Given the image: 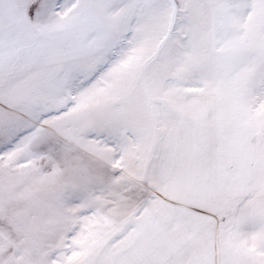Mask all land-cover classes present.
I'll return each mask as SVG.
<instances>
[{"label":"rangeland","instance_id":"1","mask_svg":"<svg viewBox=\"0 0 264 264\" xmlns=\"http://www.w3.org/2000/svg\"><path fill=\"white\" fill-rule=\"evenodd\" d=\"M213 1L224 0H169L172 40L162 57L160 42L141 36L90 61L66 102L40 116L57 137L30 123L12 130L16 116L0 112V264H256L251 222L264 246V216L252 219L246 199L218 200L214 242L179 210L192 202L174 197L178 148L201 147L205 136H193L192 125L209 131L208 42L200 33ZM178 15L186 37L196 33L182 55ZM161 192L169 200L162 207L149 201ZM152 208L163 210L158 225Z\"/></svg>","mask_w":264,"mask_h":264},{"label":"crops","instance_id":"2","mask_svg":"<svg viewBox=\"0 0 264 264\" xmlns=\"http://www.w3.org/2000/svg\"><path fill=\"white\" fill-rule=\"evenodd\" d=\"M171 5L169 0H0V112L16 116L12 130L30 123L40 136L57 137L50 122L39 121L43 112L66 102V90L88 72L90 61L115 54L138 37L159 41L164 56L172 40L167 37ZM176 18L182 55L191 40L195 45L196 27L186 37L184 19ZM209 18L205 28L200 25L208 42V66L202 70L211 90L209 131L197 133L192 125L193 136H205L201 147L178 148L174 197L182 206L192 202L179 210L198 218L190 228L210 233L215 242L218 200L246 199L252 219L264 216V4L213 1ZM149 201L161 207L169 202L162 192ZM159 211L163 216V210L148 209L157 225ZM257 230L251 222L252 261L264 264Z\"/></svg>","mask_w":264,"mask_h":264}]
</instances>
